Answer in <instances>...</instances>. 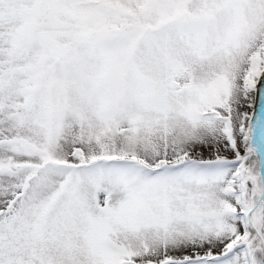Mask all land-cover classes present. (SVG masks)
Here are the masks:
<instances>
[{
	"label": "snow or ice",
	"instance_id": "1",
	"mask_svg": "<svg viewBox=\"0 0 264 264\" xmlns=\"http://www.w3.org/2000/svg\"><path fill=\"white\" fill-rule=\"evenodd\" d=\"M0 264H264V0H0Z\"/></svg>",
	"mask_w": 264,
	"mask_h": 264
},
{
	"label": "rangeland",
	"instance_id": "2",
	"mask_svg": "<svg viewBox=\"0 0 264 264\" xmlns=\"http://www.w3.org/2000/svg\"><path fill=\"white\" fill-rule=\"evenodd\" d=\"M249 111H251V109H249Z\"/></svg>",
	"mask_w": 264,
	"mask_h": 264
}]
</instances>
